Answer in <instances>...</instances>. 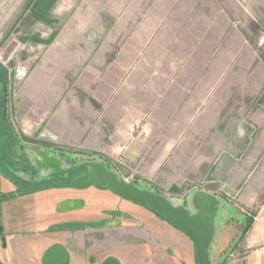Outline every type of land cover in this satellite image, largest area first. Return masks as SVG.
I'll use <instances>...</instances> for the list:
<instances>
[{"label": "crops", "instance_id": "1", "mask_svg": "<svg viewBox=\"0 0 264 264\" xmlns=\"http://www.w3.org/2000/svg\"><path fill=\"white\" fill-rule=\"evenodd\" d=\"M178 2L102 0L101 11L117 13L115 51H76V31L68 44L59 30L42 33L47 38L40 43L48 45L42 60L52 64L44 63L15 93L10 123L27 141L96 157L125 181L160 194L182 187L186 198L198 190L215 195L241 218L251 216L238 225L242 235L224 264H264V116L247 118L255 133L241 122L247 105L237 101L236 71L231 72L235 43L220 51V31L190 25ZM107 26L101 21V34ZM45 28L50 27L34 25L30 31ZM3 190L2 264H44L56 246L61 251L51 264L60 255V264H154L142 261V246L148 258L150 250L163 254L155 264H184L167 238L156 242L146 220L165 225L181 242L190 239L107 190L29 193L10 179ZM97 192L110 194L112 201H94Z\"/></svg>", "mask_w": 264, "mask_h": 264}, {"label": "rangeland", "instance_id": "2", "mask_svg": "<svg viewBox=\"0 0 264 264\" xmlns=\"http://www.w3.org/2000/svg\"><path fill=\"white\" fill-rule=\"evenodd\" d=\"M179 1L178 3L184 4V20L190 25L195 27L197 23L199 25L203 23L206 33L212 27L220 31V51L228 50L229 41L235 43L231 48L236 55L231 64V72L236 71L234 83L237 86V101L244 100L247 105L240 120L246 122L245 126L251 133H255L254 126H251L247 118L251 114L264 116V0ZM101 4L102 0H0V110L3 109L4 101H7L10 122L13 118L11 109L16 99L15 93L25 84H30V79L35 78V73L39 68L44 67V63L50 66L52 64V61L42 60L43 54L48 48V45L40 43L44 40L43 38H47L46 36L41 37L42 33L52 36V34H58L59 30L61 37L66 36L67 38L76 31L77 36L73 42L76 43L75 50L78 52L91 51L95 54L107 49L115 51L118 48L120 43L114 44L112 37V35H116L113 28L117 13L101 11ZM58 9L60 10L58 11ZM124 15L126 17L127 13ZM101 21L108 24L106 31L105 28L103 29V34L100 32L102 31L100 29ZM52 23H55V28L52 27ZM44 24L50 28L42 29L43 31L40 33L30 31L32 26ZM9 25H12V28L4 37L5 30L9 29ZM190 25L189 27H191ZM20 26H23L24 29L22 34L17 31ZM118 36L120 42L121 36L120 34ZM7 38H10L8 39L10 42H5ZM68 42L67 38L63 43L68 44ZM52 46L50 48H53ZM5 97H7L6 100ZM18 117L20 116L18 115ZM14 134L16 145L13 147L8 140H5L4 136H0L1 198L5 196L2 192L7 179L17 184L21 191L53 184H68L67 179H51L37 183L31 180L33 173L38 176L43 175L32 166L36 157L32 151H38L47 148V146L37 144V140L32 138H28L29 141L23 139L19 131ZM62 155L66 157L62 158L66 164L74 162L73 158L68 160V155ZM71 177L81 180L84 177L83 170L72 173ZM165 192V196L171 199L174 205L190 206L184 197L182 187ZM109 197L110 194L106 192L101 194L97 192L92 195L94 201L104 202L107 199L110 202L112 200ZM227 205L228 208H225L223 204L220 205L216 214V232L210 247L211 264H224L232 246L242 235L241 227L239 228L238 225L248 224V220L251 218V216L241 218L231 205L228 203ZM223 211L228 212L225 218L222 216ZM143 218L142 215V229L146 221H151L147 222V225L150 224L148 228L151 234H155L158 244L162 245V238H167L172 244L173 251H170L174 257H177L176 254H180L184 264H197L192 242L185 238L184 242H181L175 235L172 236L167 231L168 228L165 225H161L155 220L144 221ZM175 246L177 248H174ZM156 249L161 250L159 246ZM150 253L151 258H148L143 246L141 247L142 261H151L155 264L159 261V255L162 253L158 251L157 254L151 250ZM167 254L170 256L171 253Z\"/></svg>", "mask_w": 264, "mask_h": 264}, {"label": "water", "instance_id": "3", "mask_svg": "<svg viewBox=\"0 0 264 264\" xmlns=\"http://www.w3.org/2000/svg\"><path fill=\"white\" fill-rule=\"evenodd\" d=\"M0 130H7L11 136L13 134L10 125L0 127ZM32 152L36 155L32 166L43 174L44 179H64L74 172L84 170L85 179H73L69 184L71 189H107L124 201L145 207L190 239L195 248L197 264H211L210 247L215 235L216 214L220 207L219 199L215 195L198 190L186 198L189 207L177 206L165 195L136 185L134 180L126 182L96 157L76 155L75 165L68 166L53 149L42 148ZM58 251L61 248H51L44 256V264H51L54 253ZM59 258L60 262L63 261L61 255ZM105 264L116 263L109 260Z\"/></svg>", "mask_w": 264, "mask_h": 264}, {"label": "flooded vegetation", "instance_id": "4", "mask_svg": "<svg viewBox=\"0 0 264 264\" xmlns=\"http://www.w3.org/2000/svg\"><path fill=\"white\" fill-rule=\"evenodd\" d=\"M1 77V75H0ZM5 86V85H4ZM3 87V86H2ZM7 97H5L4 99L6 100ZM3 99V101H4ZM4 106H3V109L0 110V127H7V126H11V123H10V120L8 119L9 115H10V111H9V106H8V103L7 101H4ZM13 129V128H12ZM0 136H4L5 140H8L9 144H11V147H13L14 145H16V136L14 134V130H13V134L11 136V133L8 132L7 130H0ZM55 150L56 152H58L59 156L63 159H65L66 157H64L62 154H66L68 155L67 158L68 160L70 161V158H73L74 162L72 163H69L67 164L68 166H72V165H75L76 161H75V156L77 155V153L75 152H71V151H64V150H60V149H53ZM34 167V166H33ZM108 169H110L109 167H107ZM24 170V169H23ZM111 170V169H110ZM83 174H84V177L81 178V180H84L85 179V171L83 170ZM32 175V178H30L31 180H34L36 183L37 182H41V181H46V180H51V179H44V176L43 175H35L34 173L31 174ZM75 177H71V174L68 175L66 178L64 179H67L68 180V184H53V185H47V186H43V187H39V188H34L32 189L31 191H29V193L31 192H38V191H42V190H49V189H54V188H70L69 187V184L70 182L74 179ZM54 179H62V178H54ZM32 182V181H31ZM126 182H129V181H126ZM136 185L137 182H135ZM140 186V185H138ZM142 187V186H140ZM89 188V187H88ZM94 188V187H93ZM142 188H146V189H149L147 187H142ZM87 189V188H85ZM85 189H82V190H85ZM96 189V188H95ZM73 190H76V189H73ZM98 190H107V189H98ZM109 191V190H107ZM110 192V191H109ZM112 193V192H111ZM113 194V193H112ZM114 195V194H113ZM1 196V195H0ZM116 196V195H114ZM118 197V196H117ZM1 198V197H0ZM2 199V198H1ZM121 199V198H119ZM122 200V199H121ZM124 201V200H123ZM127 202V201H126ZM129 203V202H128ZM132 204V203H131ZM135 205V204H133ZM138 206V205H137ZM143 207V206H141ZM145 208V207H144ZM158 217V216H157ZM162 219V218H160ZM164 220V219H163ZM165 221V220H164ZM107 262V261H106Z\"/></svg>", "mask_w": 264, "mask_h": 264}]
</instances>
